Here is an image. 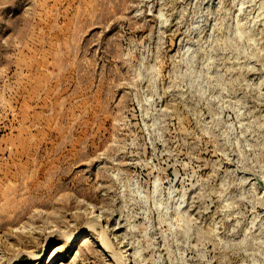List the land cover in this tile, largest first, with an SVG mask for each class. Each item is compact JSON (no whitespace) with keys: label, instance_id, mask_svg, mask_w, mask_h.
<instances>
[{"label":"rangeland","instance_id":"rangeland-1","mask_svg":"<svg viewBox=\"0 0 264 264\" xmlns=\"http://www.w3.org/2000/svg\"><path fill=\"white\" fill-rule=\"evenodd\" d=\"M0 264H264V0H0Z\"/></svg>","mask_w":264,"mask_h":264},{"label":"bare ground","instance_id":"bare-ground-1","mask_svg":"<svg viewBox=\"0 0 264 264\" xmlns=\"http://www.w3.org/2000/svg\"><path fill=\"white\" fill-rule=\"evenodd\" d=\"M76 239H77V237H76Z\"/></svg>","mask_w":264,"mask_h":264}]
</instances>
